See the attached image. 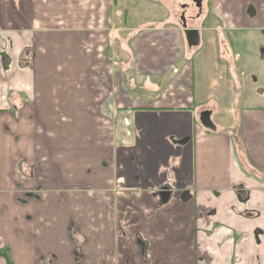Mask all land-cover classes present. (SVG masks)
Instances as JSON below:
<instances>
[{
  "label": "crops",
  "instance_id": "1",
  "mask_svg": "<svg viewBox=\"0 0 264 264\" xmlns=\"http://www.w3.org/2000/svg\"><path fill=\"white\" fill-rule=\"evenodd\" d=\"M113 2L0 0V264H264V0Z\"/></svg>",
  "mask_w": 264,
  "mask_h": 264
},
{
  "label": "rangeland",
  "instance_id": "2",
  "mask_svg": "<svg viewBox=\"0 0 264 264\" xmlns=\"http://www.w3.org/2000/svg\"><path fill=\"white\" fill-rule=\"evenodd\" d=\"M169 1L170 0H161V3H159V0H114V10H112V16L114 17L113 24H115L116 28L123 27L124 29L133 26H146L151 24L152 21H155L159 16H165V13H167L166 6H169L171 3ZM181 4L188 5V9L184 14L185 17L188 18V21L192 22L189 17H193L196 14V10L192 5V0H177L176 10L178 16L181 13ZM112 33V37L116 38L117 41L127 37L130 38L134 34V32H128L126 30L123 32L117 30ZM182 37L181 34V38ZM115 44L114 49L120 51V48H125L120 47L117 43Z\"/></svg>",
  "mask_w": 264,
  "mask_h": 264
},
{
  "label": "water",
  "instance_id": "3",
  "mask_svg": "<svg viewBox=\"0 0 264 264\" xmlns=\"http://www.w3.org/2000/svg\"><path fill=\"white\" fill-rule=\"evenodd\" d=\"M197 7H200V0H197ZM181 21H182V33L183 36L185 38V41L187 43V46L189 48L191 47H196L199 44V33L196 30H192V29H187L186 28V24L184 22V18L181 17ZM211 112L210 111H202L199 114V122L201 124V126L207 130L210 131H214L215 130V126L213 125L211 119ZM168 193H167V189H163L161 192V200L163 203H166L168 200Z\"/></svg>",
  "mask_w": 264,
  "mask_h": 264
},
{
  "label": "flooded vegetation",
  "instance_id": "4",
  "mask_svg": "<svg viewBox=\"0 0 264 264\" xmlns=\"http://www.w3.org/2000/svg\"><path fill=\"white\" fill-rule=\"evenodd\" d=\"M196 2H197V0H192V5H193L194 9L196 10V14L193 17H189L191 20H193L195 18V16L198 15V13H199V11L201 9L202 0H200V7L199 8L197 7V3ZM187 9H188V5H185V4L181 5V11H182V13L180 14V17H183L184 18V22L185 23L187 22V19L185 18L184 12ZM186 28H187V25H186ZM187 29H189V28H187Z\"/></svg>",
  "mask_w": 264,
  "mask_h": 264
}]
</instances>
